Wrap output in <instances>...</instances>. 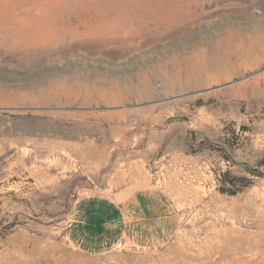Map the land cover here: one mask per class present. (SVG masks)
<instances>
[{
    "label": "rangeland",
    "instance_id": "374dc122",
    "mask_svg": "<svg viewBox=\"0 0 264 264\" xmlns=\"http://www.w3.org/2000/svg\"><path fill=\"white\" fill-rule=\"evenodd\" d=\"M0 264H264V0H0Z\"/></svg>",
    "mask_w": 264,
    "mask_h": 264
},
{
    "label": "crops",
    "instance_id": "0c3cea01",
    "mask_svg": "<svg viewBox=\"0 0 264 264\" xmlns=\"http://www.w3.org/2000/svg\"><path fill=\"white\" fill-rule=\"evenodd\" d=\"M125 195L88 197L78 201L71 211L67 227L72 243L88 252L117 244L125 233L128 218L139 217H134L133 210L128 211L121 204Z\"/></svg>",
    "mask_w": 264,
    "mask_h": 264
},
{
    "label": "trees",
    "instance_id": "16d2710c",
    "mask_svg": "<svg viewBox=\"0 0 264 264\" xmlns=\"http://www.w3.org/2000/svg\"><path fill=\"white\" fill-rule=\"evenodd\" d=\"M26 133H27V132H26ZM28 134H30V135H34L35 132L30 131V132H28Z\"/></svg>",
    "mask_w": 264,
    "mask_h": 264
}]
</instances>
